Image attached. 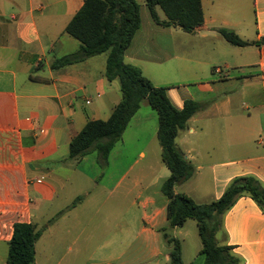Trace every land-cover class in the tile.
Listing matches in <instances>:
<instances>
[{"label":"crops","instance_id":"crops-1","mask_svg":"<svg viewBox=\"0 0 264 264\" xmlns=\"http://www.w3.org/2000/svg\"><path fill=\"white\" fill-rule=\"evenodd\" d=\"M136 1L141 28L125 63L165 88L177 110L187 101L207 104L177 139L195 173L176 193L204 205L218 201L238 177L254 176L264 186V0H203L204 23L194 33L159 25L146 0ZM84 3L0 0V244L9 250L17 223L41 229L55 219L37 242L36 261L39 242L65 221L62 236L74 253L66 264L93 261L91 254L108 255V264H130L123 260L128 254L143 256L138 264H171L163 238L168 199L156 191L171 172L162 161L157 112L142 104L104 171L97 153L78 161L69 157L71 141L87 123L108 121L122 100L120 82L106 78L108 53L53 68L80 48L66 28ZM156 12L167 20L160 7ZM221 29L249 45L230 44ZM127 158L133 162L122 170ZM91 184L108 192L97 204ZM61 192L66 203L59 207ZM89 206L95 209L88 214L111 224L107 230L75 232ZM123 209L131 216L127 222ZM189 222L169 233L181 242L184 264H206L197 222L185 230ZM224 231L221 244L232 247L241 264H264V212L253 199L237 201L224 217Z\"/></svg>","mask_w":264,"mask_h":264},{"label":"trees","instance_id":"trees-1","mask_svg":"<svg viewBox=\"0 0 264 264\" xmlns=\"http://www.w3.org/2000/svg\"><path fill=\"white\" fill-rule=\"evenodd\" d=\"M203 0H146L155 22L162 26L176 25L185 33L203 25ZM160 7L167 20L161 21L156 8ZM141 28L140 5L136 0H85L83 7L66 28V33L80 42L76 53L55 61L54 69L78 64L104 53H108L106 78L120 82L122 100L114 109L108 121H90L70 143V159L81 160L97 153L98 164L104 171L109 157L120 142L131 120L146 103L159 116L157 138L162 147V161L171 176L162 185V192L168 199L167 217L169 226L163 230V238L171 247V264H184L180 240L169 230L181 228L188 220L197 222L202 242L201 254L206 264H241L233 254V248L221 244L224 231V217L242 197H250L264 212V186L254 176L234 179L224 195L210 204L199 205L185 194L176 193V187L193 178L194 166L180 150L177 139L187 129L188 122L203 111L206 103L187 101L183 110H177L169 101L166 89L155 87L142 71L125 63V54ZM220 34L232 45H249L233 31L221 29ZM264 44V38L259 42ZM81 197L78 201H81ZM39 229L34 224L17 223L9 242V253L5 264H35L36 245L49 225ZM225 242V241H224Z\"/></svg>","mask_w":264,"mask_h":264},{"label":"rangeland","instance_id":"rangeland-1","mask_svg":"<svg viewBox=\"0 0 264 264\" xmlns=\"http://www.w3.org/2000/svg\"><path fill=\"white\" fill-rule=\"evenodd\" d=\"M106 55V54H105ZM246 68H244V72H247V70H245ZM239 72V70L234 69L233 70V74L237 75ZM133 162L132 158H127L124 162V164L122 165V170H125V165L129 164ZM96 184H98L99 182L102 181V178H97L96 180ZM129 182V178L125 181V183H123V186H125V184ZM162 184L163 182H161L159 185H157L158 187H156V191L159 192V198L166 200V197L163 195L162 193ZM87 187V186H86ZM88 191H91V193L93 194V200H95V203L97 204L98 202H100L102 199L106 198L108 195V192L106 190L103 189H97L94 184H91V186H88ZM96 193V194H94ZM81 197V196H78ZM72 199L70 201L67 202V205H69L71 203ZM59 207H61L62 205H64L66 203V193L61 192V196L59 199ZM57 207V208H59ZM97 208V207H96ZM95 208H93V206H89L86 209L87 212V217H86V222L82 223V228H77L75 230V232L80 231L81 229H86L87 231H101V230H107L109 225L108 222H102L101 219H97L96 217H93V215L88 214L91 211H93ZM57 212H55L54 215H56ZM122 220L123 221H129L130 219V214L128 213V210H124L122 212ZM138 217H142V215H138ZM92 218V220L90 219ZM189 225L186 227L185 230H192L191 229V224L194 225V228L196 226V222L194 220H190V222L188 223ZM45 224H42V227ZM57 227L56 229H54L52 231V233H46L44 238L39 242L38 244V256H37V261L36 264H66V260L67 258H72V255H74V253L69 254V250H68V245L66 244V240L64 238L65 231L67 230L66 227V222L65 221H61L59 223L55 224ZM196 231H198V228L195 229ZM174 234V232H173ZM221 240H223L222 235L219 234L218 236ZM199 238V237H197ZM190 239H188V243H187V247L190 245ZM199 240V239H198ZM8 247L6 245H2L0 244V264H5L6 260L8 258ZM188 254H186L187 256ZM143 256H139V255H125L123 256V260H127V261H131L132 263L130 264H138L137 260L139 258H142ZM91 258H93V261H88L87 263L85 262H80L78 264H108V262H106V259L109 258L108 255H101V254H91ZM205 258V257H204ZM167 259V256L165 255L163 257V260L165 261ZM87 260V259H86ZM206 260V259H205ZM111 264H117V262H111Z\"/></svg>","mask_w":264,"mask_h":264},{"label":"built area","instance_id":"built-area-1","mask_svg":"<svg viewBox=\"0 0 264 264\" xmlns=\"http://www.w3.org/2000/svg\"><path fill=\"white\" fill-rule=\"evenodd\" d=\"M218 72H220V71H218Z\"/></svg>","mask_w":264,"mask_h":264}]
</instances>
